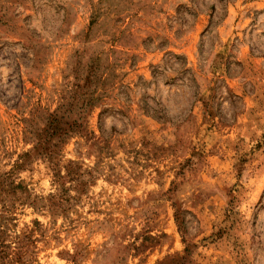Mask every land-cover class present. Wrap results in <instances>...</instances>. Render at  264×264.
<instances>
[{
	"label": "rangeland",
	"instance_id": "1",
	"mask_svg": "<svg viewBox=\"0 0 264 264\" xmlns=\"http://www.w3.org/2000/svg\"><path fill=\"white\" fill-rule=\"evenodd\" d=\"M0 264H264V0H0Z\"/></svg>",
	"mask_w": 264,
	"mask_h": 264
}]
</instances>
